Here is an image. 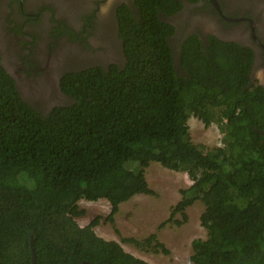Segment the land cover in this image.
Masks as SVG:
<instances>
[{"label":"trees","instance_id":"16d2710c","mask_svg":"<svg viewBox=\"0 0 264 264\" xmlns=\"http://www.w3.org/2000/svg\"><path fill=\"white\" fill-rule=\"evenodd\" d=\"M173 6L135 0L137 18L120 9L123 64L65 73L67 102L48 110L23 100L0 65V264H32L31 237L33 264H148L95 234L102 217L76 219L79 201L105 200L114 225L120 204L155 195L150 163L191 181L161 227L204 206L192 264H264V89L250 80L253 53L215 37L173 47L161 18ZM191 117L217 123L222 146L193 143ZM121 242L169 254L154 234Z\"/></svg>","mask_w":264,"mask_h":264},{"label":"flooded vegetation","instance_id":"af4514ba","mask_svg":"<svg viewBox=\"0 0 264 264\" xmlns=\"http://www.w3.org/2000/svg\"><path fill=\"white\" fill-rule=\"evenodd\" d=\"M167 1L174 6L161 18L173 27V47L192 36L248 47L251 83L264 89V0ZM122 8L137 18L135 0H0V65L23 100L48 110L67 102L65 73L122 65Z\"/></svg>","mask_w":264,"mask_h":264},{"label":"rangeland","instance_id":"374dc122","mask_svg":"<svg viewBox=\"0 0 264 264\" xmlns=\"http://www.w3.org/2000/svg\"><path fill=\"white\" fill-rule=\"evenodd\" d=\"M187 124L193 143L209 148L222 146V134L216 131V124L204 127L194 117L189 118ZM145 177L155 195H136L120 204L114 216V225L104 222V217L110 212V206L105 200L79 201L78 206L85 210V215L77 218V223L82 227L96 216L102 217L93 229L95 234L106 241L119 243L126 253L148 264H192L189 261L191 241L206 237V231L199 221L204 210L202 203L196 202L186 209L187 220L181 225L172 221L161 227L169 217L171 208L180 200L179 191L188 188L191 181L186 173L167 170L157 163H150L145 169ZM173 220L181 221V216L177 214ZM151 234L156 236L169 254L144 252L121 242V238H144Z\"/></svg>","mask_w":264,"mask_h":264},{"label":"water","instance_id":"95a60500","mask_svg":"<svg viewBox=\"0 0 264 264\" xmlns=\"http://www.w3.org/2000/svg\"><path fill=\"white\" fill-rule=\"evenodd\" d=\"M29 245H30V252L32 254L31 262L33 264L34 263V256H33V249H32V237L30 238ZM83 264H87V263H83Z\"/></svg>","mask_w":264,"mask_h":264},{"label":"clouds","instance_id":"9594fccd","mask_svg":"<svg viewBox=\"0 0 264 264\" xmlns=\"http://www.w3.org/2000/svg\"><path fill=\"white\" fill-rule=\"evenodd\" d=\"M213 124H216L217 126H218V124L217 123H213ZM216 127V126H215ZM216 131L218 132V133H220V130H219V128L218 127H216ZM221 134V133H220Z\"/></svg>","mask_w":264,"mask_h":264}]
</instances>
